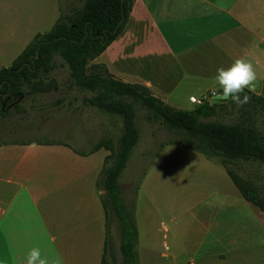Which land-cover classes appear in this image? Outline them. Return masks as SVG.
Instances as JSON below:
<instances>
[{
	"label": "crops",
	"instance_id": "0c3cea01",
	"mask_svg": "<svg viewBox=\"0 0 264 264\" xmlns=\"http://www.w3.org/2000/svg\"><path fill=\"white\" fill-rule=\"evenodd\" d=\"M240 57L255 65L260 81L253 93L264 98V0H135L124 32L95 62L103 58L102 64L113 75L112 66L128 65L117 76L126 83L132 81L134 68L146 63L170 79L180 72V82L203 84L202 92L222 95L215 82L217 69ZM142 83L155 94L152 82ZM99 151L81 156L65 145L0 143L3 264H24L33 247L60 264L103 263L106 215L97 180L109 154L97 160ZM53 155L61 163L53 170L54 185L48 191L36 173L41 161ZM247 213L240 220L237 211L214 210L198 220V226L190 224L182 233L172 230L184 262L170 254V264H264V213L258 208ZM226 214L228 220H220ZM185 230L203 241L189 237ZM140 232L139 228L138 239ZM165 232L170 233V228L165 227Z\"/></svg>",
	"mask_w": 264,
	"mask_h": 264
},
{
	"label": "rangeland",
	"instance_id": "374dc122",
	"mask_svg": "<svg viewBox=\"0 0 264 264\" xmlns=\"http://www.w3.org/2000/svg\"><path fill=\"white\" fill-rule=\"evenodd\" d=\"M84 1L0 0V4L4 3L0 5V46L4 49L0 52V70L9 67L36 35L50 31L61 14L82 8ZM98 63H104L103 58ZM127 67L112 66L114 77L120 80L118 74L122 75ZM134 70L129 83L143 85V81L149 80L153 83L155 94L151 93L173 108L194 110L197 106L189 102L191 95L199 99L204 97L205 103L223 101H216L209 93L202 92L203 84L180 82L183 78L180 72L170 79V76L168 78L164 72L146 63ZM40 81L25 87L24 98L14 108H7L5 116L1 114L0 103V143L62 142L74 152H90L105 139H111L116 147L119 146L123 130L121 118L85 105L84 100L94 94L72 84L69 67L61 58L53 60L51 72L43 74ZM237 114L236 109L233 117L222 114L202 120L232 123ZM250 117L264 136V113L252 112ZM137 126L140 140L131 153L119 184L124 203L135 211L137 228L141 230L137 248L141 264H170V254L176 255L177 261L183 263L171 231L179 230L182 233L183 228L190 224L192 227L198 226V220H205V215L211 211H237L242 220L243 216L250 214L247 212L256 210L242 197L218 161L209 160L182 146L169 145L180 138L160 122H149L147 111L141 107L137 110ZM108 154L100 150L95 157L103 160ZM41 163L37 173L32 171V174L36 173L44 190L52 191L55 180L53 170L60 166V158L53 155ZM231 169L241 178L252 182L264 197V167L260 163L236 162ZM66 172L61 170L63 175ZM36 178L35 182L38 181ZM171 218L175 219L174 224L170 222ZM207 218L211 220L209 216ZM220 220H228V215ZM162 222L170 228V233L165 232ZM185 233L193 239L198 238L196 241H203L202 237H196L195 232L196 236L188 230ZM121 242L120 221L112 218L107 264H124Z\"/></svg>",
	"mask_w": 264,
	"mask_h": 264
},
{
	"label": "trees",
	"instance_id": "16d2710c",
	"mask_svg": "<svg viewBox=\"0 0 264 264\" xmlns=\"http://www.w3.org/2000/svg\"><path fill=\"white\" fill-rule=\"evenodd\" d=\"M135 0H85L83 7L60 15L52 29L35 37L24 52L7 68L0 70V91L22 93L25 87L41 82L51 72L53 60L61 58L69 67L72 84L94 94L85 105L111 116L123 124L119 146L111 139L101 140L88 156L99 150L109 152L105 158L97 187L106 215V244L102 264H107L112 218L120 221L122 242L120 252L124 264H139L138 228L135 211L122 198L119 179L126 169L131 153L140 140L137 110L147 111L149 122H160L173 131L178 145L196 151L207 159L218 161L242 197L264 213V197L252 182L241 178L231 166L236 162H258L264 167V136L259 132L251 113H264V98L245 90L248 103L237 106L231 99L205 103L194 110L173 108L142 85L118 80L105 64L94 63L124 32ZM243 95V94H242ZM7 107L1 106L5 116ZM232 123L203 121L227 114ZM63 145L57 143H38Z\"/></svg>",
	"mask_w": 264,
	"mask_h": 264
},
{
	"label": "clouds",
	"instance_id": "9594fccd",
	"mask_svg": "<svg viewBox=\"0 0 264 264\" xmlns=\"http://www.w3.org/2000/svg\"><path fill=\"white\" fill-rule=\"evenodd\" d=\"M259 81L255 65L243 57L234 59L226 68H218L215 76V82L222 90L223 97L231 99L237 106L249 102L250 96L245 94V90L255 92ZM0 264H3V261H0ZM24 264H60V261L58 259L50 261L39 247H33L28 251Z\"/></svg>",
	"mask_w": 264,
	"mask_h": 264
},
{
	"label": "flooded vegetation",
	"instance_id": "af4514ba",
	"mask_svg": "<svg viewBox=\"0 0 264 264\" xmlns=\"http://www.w3.org/2000/svg\"><path fill=\"white\" fill-rule=\"evenodd\" d=\"M18 94L20 93H12L10 91L7 92L0 91V103L2 104L3 107L9 108L11 105L14 104L16 100L19 99Z\"/></svg>",
	"mask_w": 264,
	"mask_h": 264
},
{
	"label": "water",
	"instance_id": "95a60500",
	"mask_svg": "<svg viewBox=\"0 0 264 264\" xmlns=\"http://www.w3.org/2000/svg\"><path fill=\"white\" fill-rule=\"evenodd\" d=\"M18 96H19V99L16 100L14 102V104L9 107V109H11L12 107L17 106L21 102V100L24 98V95L22 93L18 94ZM213 99L216 100V101H219V100H226L228 98L223 97V95H214Z\"/></svg>",
	"mask_w": 264,
	"mask_h": 264
},
{
	"label": "built area",
	"instance_id": "2783aa9c",
	"mask_svg": "<svg viewBox=\"0 0 264 264\" xmlns=\"http://www.w3.org/2000/svg\"><path fill=\"white\" fill-rule=\"evenodd\" d=\"M215 94L211 95V97H213ZM206 102V99L204 97L202 98H196V97H191L190 98V103L193 104V105H196V106H200V105H203L205 104Z\"/></svg>",
	"mask_w": 264,
	"mask_h": 264
}]
</instances>
